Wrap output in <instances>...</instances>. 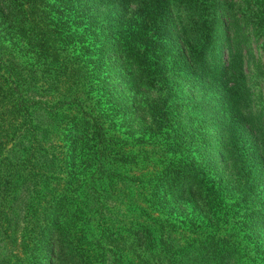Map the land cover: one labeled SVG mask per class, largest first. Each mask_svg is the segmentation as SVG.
<instances>
[{"label":"rangeland","instance_id":"1","mask_svg":"<svg viewBox=\"0 0 264 264\" xmlns=\"http://www.w3.org/2000/svg\"><path fill=\"white\" fill-rule=\"evenodd\" d=\"M44 4L52 41L21 59L49 103L38 160L13 157L25 124L0 52V264H51L54 246L57 264H145L139 225L163 263L264 264V0H144L159 54L142 59L130 3ZM225 174L215 208L199 193Z\"/></svg>","mask_w":264,"mask_h":264},{"label":"trees","instance_id":"2","mask_svg":"<svg viewBox=\"0 0 264 264\" xmlns=\"http://www.w3.org/2000/svg\"><path fill=\"white\" fill-rule=\"evenodd\" d=\"M59 1V0H57ZM107 0H93V2L99 4H106ZM144 0H115L117 4L120 5V7L125 10H128L127 3H130L132 6L136 7L135 12V23L132 27V36L131 38H134V42H142L141 48H138L135 46L134 55L137 57L139 55L140 59L142 58H148L149 57H157L156 54H159V52L153 50L152 43L150 42L151 38L156 36V28L152 26L153 20L149 18L148 11L150 12V7L148 9H140V3H142ZM45 0H0V52L3 54L4 57V74L7 75V84L12 89H15V94L11 95L10 100H8V103H12L13 101L17 102L18 106V113L19 118L24 122L25 130L23 132H20L19 134V148L16 149L13 153L14 159L17 160V158L21 159V162L25 161H35L41 158V154L38 152H35V147L31 140L39 138L41 136V133L46 132V128H42L44 126H47L46 123H42L41 121L34 119V113L37 110H40L42 108L49 107V103L46 101L43 102H36L32 100V93L33 91L38 87V83L41 79H39L38 75L40 76L41 73H37L38 68H35L36 74L28 75L23 72L22 68V62L21 59L23 56H25L26 61L30 59L29 55L34 54V57L38 58V55L40 54V51L45 52V50H42V48L45 46V43L51 42V38H53L52 34H50V30L47 29L46 25H43L46 20L45 18L34 16L35 13L41 12L46 5L44 4ZM113 4V2H110ZM157 3V0H156ZM27 4V5H26ZM158 6L161 5V3L157 4ZM116 8L119 9V6L114 5ZM143 7V5L141 6ZM151 7H154L152 5ZM120 10V9H119ZM43 13H46V11H42ZM123 14L122 11H118L116 14L115 19L119 20V15ZM157 14V11L154 12ZM154 13L152 11L150 14L154 16ZM30 16V17H28ZM26 18H29V20H32L30 24H25L24 21ZM156 19V17H154ZM33 22L41 23L42 25H36L32 24ZM45 26L46 28H44ZM58 30L55 29L54 32H57ZM62 31V30H60ZM81 31L78 28L69 26V29L67 30V33H65V38L71 39L78 35ZM115 31H112L114 33ZM55 42H57L55 40ZM135 42V43H136ZM18 47L17 52H25L22 55H19L16 52V48ZM117 53V52H116ZM119 54L121 51L118 52ZM153 53V54H149ZM33 59V57H32ZM143 62V66H145ZM161 66L152 67V72H157L160 70ZM149 67H147L148 69ZM38 74V75H37ZM66 77L62 78L61 85H64L66 80ZM41 86V85H39ZM63 93V91H62ZM67 90L65 91V94L62 98L66 97ZM79 97V96H78ZM34 105L37 107L35 108ZM98 124V127L103 132L104 129H106L107 126V118L105 116L100 117L99 121H96ZM51 124V122H50ZM49 124V125H50ZM110 124L108 125V127ZM18 127V126H15ZM20 130V129H18ZM9 131H15V130H7ZM37 136V137H36ZM123 140H121L122 142ZM123 144H127V141L124 140ZM25 160V161H24ZM219 160L221 162H224L225 159L223 158V155H219ZM104 165V163H101ZM35 165V163H33ZM230 178L227 174H225L224 177L219 179H214V183L210 188H207L204 190L203 188L200 190L199 195L203 198L208 196H213L214 198V207L219 208L223 200L220 198L221 194L219 193V190L223 187L224 183ZM145 229H141V225L134 228V236L133 241L135 243L136 249H138L137 258L139 259V256L146 259L145 264H169V263H163L159 259H156V254L151 250L152 246L155 244H151V236L152 232H149L148 227H144ZM50 227L48 228V230ZM47 230V231H48ZM53 232V231H52ZM51 232V240L53 242V245L55 244V233ZM97 242V241H96ZM157 243V242H156ZM102 247L101 245H99ZM51 264H57V257H61V251L56 250L55 246L52 248L51 252ZM185 254V253H184ZM183 255V254H182ZM224 255L222 251L218 252V256ZM187 256V255H184ZM163 259V257H161ZM150 259L152 260L150 262Z\"/></svg>","mask_w":264,"mask_h":264}]
</instances>
